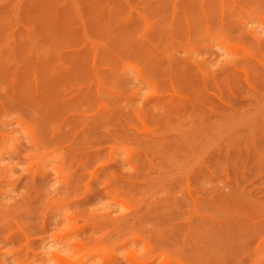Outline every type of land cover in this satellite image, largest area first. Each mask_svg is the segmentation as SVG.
<instances>
[{"label":"rangeland","instance_id":"1","mask_svg":"<svg viewBox=\"0 0 264 264\" xmlns=\"http://www.w3.org/2000/svg\"><path fill=\"white\" fill-rule=\"evenodd\" d=\"M262 32L264 0H0V264H264Z\"/></svg>","mask_w":264,"mask_h":264},{"label":"clouds","instance_id":"2","mask_svg":"<svg viewBox=\"0 0 264 264\" xmlns=\"http://www.w3.org/2000/svg\"><path fill=\"white\" fill-rule=\"evenodd\" d=\"M251 27H256V25H251ZM262 35H264V32L261 33ZM220 52H223V55L220 57V60L217 62V64L215 65V67H220V65L222 63H225L229 60L232 59V56L227 53V52H224L222 49H218ZM186 55V53H185ZM153 94V90L152 89H147L143 92V96L146 98V97H149L150 95ZM124 161H127L129 159V156L127 153H125V155L122 157ZM123 172H127V173H132L135 169L134 167L131 165V164H127V166H125L123 169ZM59 185V182L58 181H55L51 184V190L53 192H55L56 188L58 187ZM7 203L11 204L12 201L9 200L7 201ZM111 202L110 201H105V202H102L98 205H96L95 207L92 208L93 211H97V210H101V211H104V212H107L109 211V204ZM128 212V209L126 207H123V206H120L119 207V212L117 213V215H124ZM149 227H151V225H149ZM138 248V251H136V249ZM145 247L143 245H132V248H131V251H135V254L136 255H143L144 252H145ZM47 251L49 253H52V252H55L56 251V248L53 247V246H49ZM67 254V253H65ZM130 252H127V251H122L119 253V255L122 257V258H125L127 255H129Z\"/></svg>","mask_w":264,"mask_h":264}]
</instances>
